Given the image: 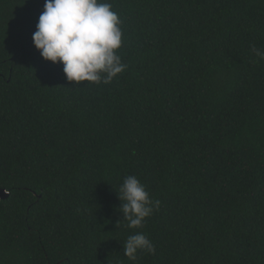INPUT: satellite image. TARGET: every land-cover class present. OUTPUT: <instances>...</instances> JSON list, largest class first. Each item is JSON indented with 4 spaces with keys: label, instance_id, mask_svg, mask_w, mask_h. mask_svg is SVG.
<instances>
[{
    "label": "trees",
    "instance_id": "1",
    "mask_svg": "<svg viewBox=\"0 0 264 264\" xmlns=\"http://www.w3.org/2000/svg\"><path fill=\"white\" fill-rule=\"evenodd\" d=\"M101 2L127 67L77 84L33 45L44 0H0V264H264V0Z\"/></svg>",
    "mask_w": 264,
    "mask_h": 264
},
{
    "label": "clouds",
    "instance_id": "2",
    "mask_svg": "<svg viewBox=\"0 0 264 264\" xmlns=\"http://www.w3.org/2000/svg\"><path fill=\"white\" fill-rule=\"evenodd\" d=\"M120 24L110 2L44 0L32 42L43 59L62 65L68 81L108 84L127 67L116 51L122 45ZM251 51L264 60V50L253 45ZM117 194L128 228H140L159 207L135 175L123 179ZM122 246L124 256L132 261L138 252L155 253V246L141 232L129 235Z\"/></svg>",
    "mask_w": 264,
    "mask_h": 264
},
{
    "label": "water",
    "instance_id": "3",
    "mask_svg": "<svg viewBox=\"0 0 264 264\" xmlns=\"http://www.w3.org/2000/svg\"><path fill=\"white\" fill-rule=\"evenodd\" d=\"M8 196V192L4 189L0 190V199L6 198Z\"/></svg>",
    "mask_w": 264,
    "mask_h": 264
}]
</instances>
